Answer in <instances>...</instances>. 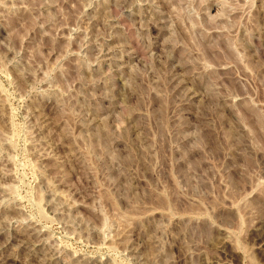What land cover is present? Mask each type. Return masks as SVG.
Here are the masks:
<instances>
[{
  "label": "rangeland",
  "instance_id": "obj_1",
  "mask_svg": "<svg viewBox=\"0 0 264 264\" xmlns=\"http://www.w3.org/2000/svg\"><path fill=\"white\" fill-rule=\"evenodd\" d=\"M0 264H264V0H0Z\"/></svg>",
  "mask_w": 264,
  "mask_h": 264
}]
</instances>
